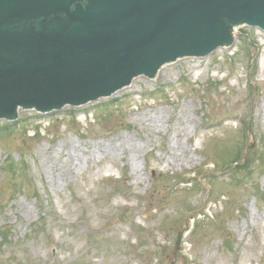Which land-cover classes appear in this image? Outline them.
<instances>
[{"label":"rangeland","instance_id":"rangeland-1","mask_svg":"<svg viewBox=\"0 0 264 264\" xmlns=\"http://www.w3.org/2000/svg\"><path fill=\"white\" fill-rule=\"evenodd\" d=\"M234 27L206 56L0 129V264H264V31Z\"/></svg>","mask_w":264,"mask_h":264},{"label":"water","instance_id":"water-1","mask_svg":"<svg viewBox=\"0 0 264 264\" xmlns=\"http://www.w3.org/2000/svg\"><path fill=\"white\" fill-rule=\"evenodd\" d=\"M243 20L264 29V0H0V118L109 96Z\"/></svg>","mask_w":264,"mask_h":264},{"label":"bare ground","instance_id":"bare-ground-1","mask_svg":"<svg viewBox=\"0 0 264 264\" xmlns=\"http://www.w3.org/2000/svg\"><path fill=\"white\" fill-rule=\"evenodd\" d=\"M242 23L243 24H246V25H250V22L249 21H244L243 20ZM236 32H237L236 27H233V29L231 27L228 30V34H229L228 37L230 38V37L234 36L236 34ZM255 114H257L258 116L262 115V108L257 107L255 109ZM181 118L182 119L180 121L183 120L182 121L183 123H180V125L183 126L184 129L188 128L191 125V119H185L183 117V114H181ZM178 123H179V119H178ZM118 144L124 145L125 144V140H122L120 142L116 141V142L111 143L109 145V147H108V150L109 151L115 150V146L118 145ZM63 151L60 152L58 159L61 161V165H62V167H64V170H66V171L69 172V171L72 170V168L74 166H76L77 164L81 163V159H80V157H78V156L76 157V156H74L72 154H69V153L68 154H64ZM65 152H66V150H65ZM85 154H86L87 158H91V156H92V153L90 151L86 152ZM93 154H94V152H93ZM63 156H65V157H63Z\"/></svg>","mask_w":264,"mask_h":264},{"label":"trees","instance_id":"trees-1","mask_svg":"<svg viewBox=\"0 0 264 264\" xmlns=\"http://www.w3.org/2000/svg\"><path fill=\"white\" fill-rule=\"evenodd\" d=\"M12 127V125H9V126H6V127H4V126H0V129H3V128H11ZM240 160H235L234 162H232V164L233 163H236V162H239Z\"/></svg>","mask_w":264,"mask_h":264}]
</instances>
